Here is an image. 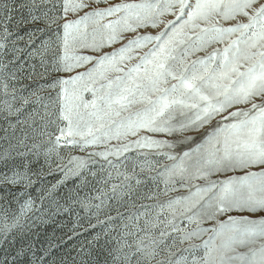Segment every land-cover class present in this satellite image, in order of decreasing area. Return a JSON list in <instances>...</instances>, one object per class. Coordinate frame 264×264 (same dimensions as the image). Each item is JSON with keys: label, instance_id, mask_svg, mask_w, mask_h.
Wrapping results in <instances>:
<instances>
[{"label": "rangeland", "instance_id": "374dc122", "mask_svg": "<svg viewBox=\"0 0 264 264\" xmlns=\"http://www.w3.org/2000/svg\"><path fill=\"white\" fill-rule=\"evenodd\" d=\"M8 2L14 12L12 20L7 22V30L3 27L5 16L0 15V171L7 173L16 166L23 167L25 161L37 168L44 162L49 148L54 152L59 149L65 161L73 153L87 159L89 153L103 152L113 162L123 163L139 154L136 172L140 179L157 173L163 177L166 191L161 198L167 201V215L160 223L149 220L148 233L129 237L131 247L126 251L131 264H137L138 259L141 264H261L264 259V121L255 127L243 126L238 136L227 139L209 128L211 138L216 141L210 149L181 156L185 150V142L181 139L176 140L174 147L165 148L152 143L158 137L151 130L126 127L127 117L143 108L136 104L121 110L119 115L106 117L103 127L94 131L99 140L87 143L93 141V136L85 135L80 139L79 133L85 132L88 123L95 129V118L88 117L85 112L76 130L75 113L78 108L83 111L86 97H90L92 91L102 95L107 91L109 78L116 79L117 73L107 62L104 71L97 70L99 57L107 52V47L102 49L101 45L112 38L113 47L119 48L120 33L125 31V25L117 23L122 13L115 9L109 12L104 7L115 0H103L100 6L96 0H35L26 7H20L21 0H15L14 4L12 0ZM124 2L137 0H121ZM259 8H264V0H256L246 9H233L229 13L232 15L230 25L249 23ZM216 22L223 26V15ZM65 24L67 28L62 27ZM230 39L238 40L249 57L246 62L242 61V72L253 75L264 71L261 68L264 56L259 55L264 53V29L238 30ZM143 51L131 52L132 59L120 65L121 74ZM118 91L113 87L112 94ZM104 108L105 102L101 100L99 109L103 112ZM245 110L250 116L258 115L242 103L240 111ZM69 118L74 126L71 139H75L76 144L69 145L67 138L57 143L56 137L61 135L59 129H65L66 134ZM215 119L219 120L218 114ZM81 147L83 150L77 151ZM126 148L129 151H125ZM5 155L7 159H3ZM94 162L97 168L104 163L98 155L89 159L90 164ZM108 171L113 177L106 186L109 193L112 184L128 182L123 175L116 176L114 170ZM120 172L124 173V169ZM136 178L131 177L133 187ZM96 186L105 187L103 184ZM16 199L22 203V199ZM8 206L15 209V201ZM15 212L18 214V206ZM229 216L232 218L228 219ZM74 221L79 223L75 231ZM29 227L38 230L43 241L42 244L35 242V251L28 248L32 253L30 264H83L84 260L91 264L94 257L103 256L107 251L103 240L89 243L91 233L87 231L89 224L83 212L79 217L64 215L47 224L40 221L33 224L24 216L16 223L12 210L0 213L3 251L12 249L15 232L19 235ZM81 232L84 235H78ZM149 236L160 242L154 246L156 254L151 258L148 254L152 248L139 244L141 237L147 239ZM65 240L67 243H63ZM57 243L62 245L53 252L51 245ZM89 250L92 256L86 255ZM41 254L47 259L42 260Z\"/></svg>", "mask_w": 264, "mask_h": 264}, {"label": "snow or ice", "instance_id": "6c2138e0", "mask_svg": "<svg viewBox=\"0 0 264 264\" xmlns=\"http://www.w3.org/2000/svg\"><path fill=\"white\" fill-rule=\"evenodd\" d=\"M255 2L137 0L121 3V0H115V3L105 5L106 11L115 9L122 13L117 23L122 22L125 31L120 33L122 40L119 48L113 47L112 38L101 45L102 49L107 47V52L99 57L97 70L104 71L107 62L117 76L115 80L109 78L107 91L102 95L90 89L92 95L86 97L83 111L79 108L76 110V130L85 112L88 117L95 118L97 124L93 129V124L88 123L85 132L79 133V138L88 135L93 136V141L87 143L98 141L99 137L94 136V131L103 127L106 117L119 115L121 110L136 104L143 105V108L127 117L126 127L129 130H151L158 137L152 143L165 148L174 147L176 140L181 139L185 142L181 156H187L192 151L209 150L216 142L211 138L209 128L217 135H225L227 139L229 136H238L243 126L255 127L258 122L264 121V71L253 75L242 72V61L246 62L249 57L240 48L238 40L230 39L238 30L254 27L264 29V8H259L249 23L236 26L229 23L232 19L229 13L233 9H246ZM27 3L34 4L35 0H21L20 7H26ZM96 3L98 6L103 5V0H96ZM13 12L14 8L8 0H0V15L5 16V30L7 22L12 20ZM222 15L223 26L216 22ZM62 27L67 28L68 25ZM140 49H144L143 54L135 57L136 62L121 74L120 65L132 59V51ZM259 55L264 56V53ZM261 68L264 69V62H261ZM113 87L119 89L115 95L112 94ZM101 100L105 102L103 112L99 109ZM242 103L257 111L258 115L250 116L246 110L241 112ZM217 114L219 120L215 119ZM66 123L67 132L65 134V129H59L61 135L56 137L57 143L67 138L69 145H75L76 140L71 139L74 135L72 119H67ZM35 147L39 148V145ZM81 150L82 147L77 151ZM96 155L104 161L98 168L95 162L89 163V159ZM7 158V155L3 157ZM43 159L44 162L37 168L25 161L23 167L16 166L7 173L0 171V213L7 214L12 210L16 223L20 216H24L33 224L36 221L47 224L55 217L73 214L79 217L83 212L89 224L87 231L91 233L89 243L103 240L107 247L104 255L94 257L91 264H131L126 251L131 247L129 237L139 236L140 232L148 233L146 224L149 220L155 219L160 223L167 215V201L161 198L166 191L163 177L157 173L140 179L136 172L139 154L130 156L123 163L113 162L103 152L89 153L87 159L73 153L65 161L59 149L54 152L49 148ZM121 168L124 173L120 172ZM108 169L114 170L118 177L123 175L128 181L126 184H112L111 193L106 190L113 178ZM101 173L104 175L101 176ZM132 176L137 177L135 187ZM100 184L105 187L96 186ZM17 197L22 199V203ZM14 201L15 209L8 206ZM17 206L18 214L15 212ZM220 211L224 212V209ZM93 219L95 223H92ZM77 226L78 221H74V231ZM15 236L10 251L4 252L3 247H0V264H30L32 253L28 252V248L35 251V242L43 243L41 233L31 227L28 231H20L19 235L15 232ZM159 243L152 240L151 236L139 240L144 248H152L148 258L156 254L154 246ZM61 245L52 244V251ZM86 255L92 256L91 250ZM41 259L46 260L47 256L41 254ZM83 264H89V261L84 260ZM137 264H141L139 259ZM261 264H264V259Z\"/></svg>", "mask_w": 264, "mask_h": 264}]
</instances>
